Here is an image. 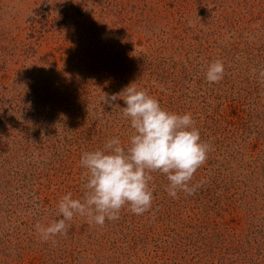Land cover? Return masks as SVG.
Returning a JSON list of instances; mask_svg holds the SVG:
<instances>
[{"label":"rangeland","instance_id":"1","mask_svg":"<svg viewBox=\"0 0 264 264\" xmlns=\"http://www.w3.org/2000/svg\"><path fill=\"white\" fill-rule=\"evenodd\" d=\"M221 60L219 83L207 67ZM264 0H0V264H264ZM191 113L211 145L190 186L67 235L36 229L82 199L86 152L134 130L104 93L132 85Z\"/></svg>","mask_w":264,"mask_h":264},{"label":"clouds","instance_id":"2","mask_svg":"<svg viewBox=\"0 0 264 264\" xmlns=\"http://www.w3.org/2000/svg\"><path fill=\"white\" fill-rule=\"evenodd\" d=\"M225 74L223 61L215 60L206 71L209 83H219ZM264 76V72L260 73ZM123 99L126 107L119 108L123 117L130 119L134 130L127 148L119 137L110 138L103 149L86 152L80 164L87 170L86 191L82 199L72 193L58 203L62 217L48 226L35 227L47 241L58 235H67L74 216L89 218L103 226L107 220L119 219L122 208L129 207L135 215L148 211L154 199L150 183L152 172L167 176L168 195L176 198L178 192L193 195L200 184L190 186L197 170L206 162L211 145L201 141L199 129L191 113L178 114L163 109L146 90L132 85L120 93L105 94L103 101L111 105Z\"/></svg>","mask_w":264,"mask_h":264}]
</instances>
